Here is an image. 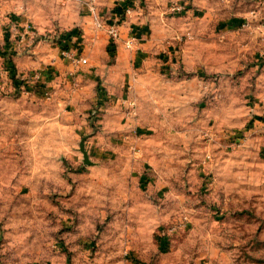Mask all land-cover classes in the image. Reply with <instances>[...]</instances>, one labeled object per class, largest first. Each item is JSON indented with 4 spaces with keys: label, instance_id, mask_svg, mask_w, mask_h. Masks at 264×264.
I'll return each mask as SVG.
<instances>
[{
    "label": "rangeland",
    "instance_id": "rangeland-1",
    "mask_svg": "<svg viewBox=\"0 0 264 264\" xmlns=\"http://www.w3.org/2000/svg\"><path fill=\"white\" fill-rule=\"evenodd\" d=\"M134 1L0 0V264H264V0Z\"/></svg>",
    "mask_w": 264,
    "mask_h": 264
},
{
    "label": "built area",
    "instance_id": "built-area-1",
    "mask_svg": "<svg viewBox=\"0 0 264 264\" xmlns=\"http://www.w3.org/2000/svg\"><path fill=\"white\" fill-rule=\"evenodd\" d=\"M118 6L123 8V16H128L132 12V5L131 3L128 4V1L126 0H117ZM85 9L87 10L92 26L95 28V30H101L104 31L111 42L118 41L120 38L119 35V25L118 22L120 20L119 15L112 14L111 21L108 23H105L98 12V0H85ZM175 9L180 10L181 7H175ZM242 27L245 26V24L241 23ZM29 29V26L27 27ZM28 32V31H26ZM24 35L20 36V39H23ZM124 41V46L126 49H137L138 41L134 36L127 37ZM62 57L68 62L69 66L72 69H78L79 67L85 66L87 64L88 58L85 55L78 54L76 50L74 49H65L61 52ZM39 77L38 75H35L34 78L37 79ZM48 96V93H45V97ZM130 106L135 105L133 101H127ZM264 113V112H263ZM261 131L264 132V119L260 122Z\"/></svg>",
    "mask_w": 264,
    "mask_h": 264
},
{
    "label": "trees",
    "instance_id": "trees-1",
    "mask_svg": "<svg viewBox=\"0 0 264 264\" xmlns=\"http://www.w3.org/2000/svg\"><path fill=\"white\" fill-rule=\"evenodd\" d=\"M128 4H130L128 2ZM113 14H117L119 15V17L122 19L123 18V8L119 7L118 4L113 8ZM241 23V21L238 22L237 25H239ZM68 34H71L68 36ZM66 36H67V39L68 40H72L75 37H78L79 34L78 32H74V31H71L70 33H66ZM70 38V39H69ZM5 45V44H4ZM7 48V47H6ZM68 50V49H67ZM10 53H8L6 51V49L0 47V58L3 59V62L5 63V66H7V69H5L7 71V73L9 74V77H10V80L12 81L13 83V86L16 88L18 85H16V83H18L19 85H23V79H19L16 75V69H15V65L13 63V60L11 59L10 57ZM44 79L48 80L47 78H44V74L39 73V77L37 79H34V76H30V83H31V80L32 82H34V86L33 87H29L30 88V91L35 89V92H38L40 93L41 95H43L42 97L45 96V85L44 83L41 84L42 82H44ZM31 86V85H30ZM166 237L165 235H162L161 237H159L157 239V242H158V245L159 247L161 246V244H163V242H166Z\"/></svg>",
    "mask_w": 264,
    "mask_h": 264
},
{
    "label": "crops",
    "instance_id": "crops-1",
    "mask_svg": "<svg viewBox=\"0 0 264 264\" xmlns=\"http://www.w3.org/2000/svg\"><path fill=\"white\" fill-rule=\"evenodd\" d=\"M101 0H99V6H101V2H100ZM106 1V2H105ZM109 1H111L113 4H110L107 0H104V1H102V5H104L105 3H108L107 4V6L109 7V8H114L117 4H118V2H117V0H109ZM126 1H128V2H130V3H132L131 5H132V9H133V6L135 5L134 3H135V1L134 0H126ZM115 3V4H114ZM108 10V9H107ZM111 10H113V9H111ZM133 10H135V9H133ZM133 10H132V12H133ZM132 12L129 14V15H131L132 14ZM131 17H132V15H131ZM128 18H130V17H128ZM20 19V18H19ZM13 28H12V30H18L17 31V37L19 36H22V35H24V38L23 39H25V36H27V34H28V32H26V27H28V25L27 24H25V23H23V22H21V21H14L13 23ZM20 24V25H19ZM17 26H19V27H17ZM138 26H132V28H131V30H130V32H129V36H134L136 39H137V41H138V45H137V50H140L141 52H142V49H140L141 48V43H140V37H139V35H138V32L136 31L138 28H137ZM21 31L23 32V34H21ZM16 33V32H15ZM139 48V49H138ZM135 57L137 56V55H134ZM137 60L139 61L140 59H139V55L137 56ZM134 75H137L138 76V74H134ZM74 77H76V76H74ZM135 77L133 78V80L132 81H134V85H136V82H137V80H136V82H135ZM128 84L130 85V87L129 88H132L134 85L131 83V76H130V80H129V82H128ZM134 90V89H133ZM134 93H136V91L134 90L133 91ZM133 93V97L135 98V94ZM136 99V98H135ZM137 100V99H136ZM126 101H133V100H126ZM134 103H135V101H133Z\"/></svg>",
    "mask_w": 264,
    "mask_h": 264
},
{
    "label": "water",
    "instance_id": "water-1",
    "mask_svg": "<svg viewBox=\"0 0 264 264\" xmlns=\"http://www.w3.org/2000/svg\"><path fill=\"white\" fill-rule=\"evenodd\" d=\"M79 151L82 153L83 163L85 165H91V161L88 158L87 152L84 149V140H81L79 143Z\"/></svg>",
    "mask_w": 264,
    "mask_h": 264
}]
</instances>
